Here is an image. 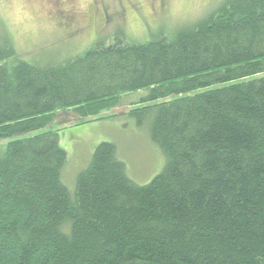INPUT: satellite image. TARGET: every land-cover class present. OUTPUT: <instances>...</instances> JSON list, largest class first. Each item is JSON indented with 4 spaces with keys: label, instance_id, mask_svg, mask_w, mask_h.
Wrapping results in <instances>:
<instances>
[{
    "label": "trees",
    "instance_id": "1",
    "mask_svg": "<svg viewBox=\"0 0 264 264\" xmlns=\"http://www.w3.org/2000/svg\"><path fill=\"white\" fill-rule=\"evenodd\" d=\"M14 57L0 22V264H264V0H227L144 44ZM139 91L170 99L138 106ZM127 108L160 173L137 184L102 141L70 192L46 127Z\"/></svg>",
    "mask_w": 264,
    "mask_h": 264
},
{
    "label": "rangeland",
    "instance_id": "2",
    "mask_svg": "<svg viewBox=\"0 0 264 264\" xmlns=\"http://www.w3.org/2000/svg\"><path fill=\"white\" fill-rule=\"evenodd\" d=\"M56 1L62 5H57ZM226 1L71 0L66 6L65 0H0V22L13 41L15 57L11 61L20 59L45 65L49 57L71 60L101 42L108 44L120 37L138 44L162 38L166 31L193 23ZM60 9H74L77 13L76 22L84 27L79 38L66 34V28L74 31L76 27L69 26L71 24L58 14ZM133 96L140 100L138 106L170 99L142 101L145 91ZM129 100L131 98L125 97L123 103ZM128 109L113 118L83 125L61 123L59 118L63 115L59 114L46 127L45 130H58L60 146L67 153L62 179L70 192L74 191L77 173L88 164L94 147L102 141L115 143L127 175L137 184H147L160 173L165 165L163 152L151 140L147 126L137 125L127 115ZM35 133L37 131L31 134Z\"/></svg>",
    "mask_w": 264,
    "mask_h": 264
},
{
    "label": "flooded vegetation",
    "instance_id": "3",
    "mask_svg": "<svg viewBox=\"0 0 264 264\" xmlns=\"http://www.w3.org/2000/svg\"><path fill=\"white\" fill-rule=\"evenodd\" d=\"M163 1H166V0H163ZM70 3H71V0H65L66 6L69 5ZM57 5H62V3L57 2ZM59 15H61L64 19H66L71 24L69 26L76 27L74 31L71 28H66L67 29L66 34L68 35V37L73 38V39L79 38L82 35V31L84 30V27L80 26L76 22L77 13L74 11V9H67V10L62 9Z\"/></svg>",
    "mask_w": 264,
    "mask_h": 264
}]
</instances>
